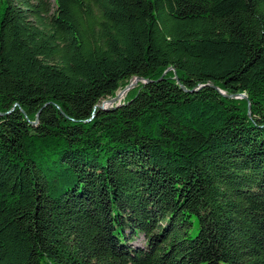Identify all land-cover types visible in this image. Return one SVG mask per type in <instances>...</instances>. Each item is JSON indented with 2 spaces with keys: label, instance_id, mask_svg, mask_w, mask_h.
I'll return each mask as SVG.
<instances>
[{
  "label": "trees",
  "instance_id": "16d2710c",
  "mask_svg": "<svg viewBox=\"0 0 264 264\" xmlns=\"http://www.w3.org/2000/svg\"><path fill=\"white\" fill-rule=\"evenodd\" d=\"M0 264H264V0H0Z\"/></svg>",
  "mask_w": 264,
  "mask_h": 264
},
{
  "label": "water",
  "instance_id": "95a60500",
  "mask_svg": "<svg viewBox=\"0 0 264 264\" xmlns=\"http://www.w3.org/2000/svg\"><path fill=\"white\" fill-rule=\"evenodd\" d=\"M137 80H138V77H134L131 82H129L122 89L118 90L113 97L101 101V103L99 104L98 107L103 108V107H106V106H110L114 102L117 103V101L119 100L121 94H123L128 88L132 87ZM219 92L221 94L225 95L223 92H221V91H219ZM225 96H230V97L234 96V97H243V98L245 97L243 94H235V95L228 94V95H225Z\"/></svg>",
  "mask_w": 264,
  "mask_h": 264
},
{
  "label": "rangeland",
  "instance_id": "374dc122",
  "mask_svg": "<svg viewBox=\"0 0 264 264\" xmlns=\"http://www.w3.org/2000/svg\"><path fill=\"white\" fill-rule=\"evenodd\" d=\"M132 81V80H131ZM130 81V82H131ZM129 89V88H128ZM125 93V92H124ZM123 93V94H124ZM123 94H121V96H120V98H119V100L122 98V96H123ZM143 244V237H142V235H140V234H138L137 236H136V238L131 242V245L132 246H140V245H142Z\"/></svg>",
  "mask_w": 264,
  "mask_h": 264
}]
</instances>
